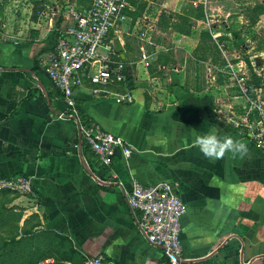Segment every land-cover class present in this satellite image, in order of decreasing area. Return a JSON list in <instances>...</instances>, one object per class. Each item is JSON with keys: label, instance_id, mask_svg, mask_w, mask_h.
<instances>
[{"label": "crops", "instance_id": "1", "mask_svg": "<svg viewBox=\"0 0 264 264\" xmlns=\"http://www.w3.org/2000/svg\"><path fill=\"white\" fill-rule=\"evenodd\" d=\"M81 2L62 0L51 12L41 2L34 10L31 0H20L19 13L0 20V175L24 173L32 180V191L16 201L46 228L68 237L82 256L102 253L119 264H158L162 250L139 231L125 192L134 179L144 185L168 181L187 206L179 234L186 264H264V151L251 139L243 99L229 78L220 80L224 74L217 76L211 53L202 47L203 23L212 18L187 15L188 30L158 32L150 25L144 38L151 48L149 65L141 60L142 45L127 53V79L112 87L130 91L131 103L93 97L81 76L73 91L80 113L132 148L127 158L116 149L112 164L104 166L76 122L58 117L64 99L43 72L66 9ZM138 3L130 0L127 20ZM183 4L165 0L160 6L185 14ZM125 22L110 34L123 47L116 51L122 60L126 48L119 33ZM214 28L208 38L220 33ZM240 30L229 25L222 33L239 40ZM209 132L242 140L247 153L205 157L193 140Z\"/></svg>", "mask_w": 264, "mask_h": 264}, {"label": "built area", "instance_id": "2", "mask_svg": "<svg viewBox=\"0 0 264 264\" xmlns=\"http://www.w3.org/2000/svg\"><path fill=\"white\" fill-rule=\"evenodd\" d=\"M132 9L130 0H86L82 6L66 9V22L53 44L50 60L44 74L62 95L65 108L60 118L73 119L83 140L89 145L99 162L112 164L116 149L125 158L132 148L121 138L96 122L85 123L77 108L74 88L85 75L91 84L90 93L96 98H112L116 103H131L130 91L118 92L112 87L127 79L126 65L110 41V34L128 18ZM151 55L141 52V60L148 66ZM220 71L227 74L237 96L241 97L251 120L245 122L256 147L264 151V74L255 64L247 66L243 60L226 59ZM254 75L259 78L256 82ZM38 78V77H37ZM240 125V123H237ZM14 192L26 195L32 191L28 174L16 173L0 176V193ZM130 210L136 213V224L146 240L162 250L158 264H186L180 244V218L186 213V203L177 194L174 185L159 181L144 185L134 179L125 192ZM83 264H119L105 254L86 255Z\"/></svg>", "mask_w": 264, "mask_h": 264}, {"label": "rangeland", "instance_id": "3", "mask_svg": "<svg viewBox=\"0 0 264 264\" xmlns=\"http://www.w3.org/2000/svg\"><path fill=\"white\" fill-rule=\"evenodd\" d=\"M19 1L0 0V20L10 13L11 15L19 13ZM164 1L139 0L137 10L131 13L130 19L125 20L124 28L119 33L126 48L124 52L126 56L123 59L125 65L129 62L127 53H132L135 49L139 51L141 45V52L143 49L146 52L151 50L147 39H144L152 32L150 25L155 23L154 31L158 32H168L173 30L172 28L188 30L192 19L187 15L205 19L209 14L212 21L209 25L203 23L202 47L211 53L217 76L219 72L224 74V77L219 74L220 80L224 83L229 82L227 74L220 71L226 59L230 62L241 59L247 66L253 63L264 74V0H206V5L196 7L191 0H184L182 12L185 14L173 13L161 7ZM37 2L43 3L45 8L53 12L54 7L62 0H31L30 4L34 5ZM81 4L84 5L85 0H82ZM153 6L157 8L153 9ZM33 9L35 10V5ZM178 16L187 19L180 23ZM51 17L57 19L54 13ZM229 25L240 26L241 39L222 33ZM212 27H216L214 30L220 33L210 35ZM111 36L114 37L115 34L112 33ZM218 47L223 48L224 52L217 51ZM19 195L10 191L0 193V264H83L84 256L77 250L72 252L71 242L67 237L48 230L38 215H28L24 211L25 206L16 201ZM12 238H21V241L10 255L3 254V244Z\"/></svg>", "mask_w": 264, "mask_h": 264}, {"label": "clouds", "instance_id": "4", "mask_svg": "<svg viewBox=\"0 0 264 264\" xmlns=\"http://www.w3.org/2000/svg\"><path fill=\"white\" fill-rule=\"evenodd\" d=\"M193 145L211 160H218L230 153L233 157L244 156L248 147L242 140L231 136H219L214 132L198 134L193 140Z\"/></svg>", "mask_w": 264, "mask_h": 264}, {"label": "trees", "instance_id": "5", "mask_svg": "<svg viewBox=\"0 0 264 264\" xmlns=\"http://www.w3.org/2000/svg\"><path fill=\"white\" fill-rule=\"evenodd\" d=\"M254 78H256V82H259V78H257L255 75H254ZM74 97L75 99L77 98L74 94ZM77 100V99H76ZM77 103V101H76ZM82 114V112H81ZM82 118H83V121L85 123H90V122H95V121H91L89 119H87L84 115H82ZM89 146V145H88ZM13 174H9V175H0V176H5V177H8V176H11ZM48 229V228H47ZM48 230H51V229H48ZM53 231V230H51ZM62 235V234H61ZM64 236V235H63ZM66 237V236H65ZM68 238V237H67ZM68 240L70 241V239L68 238ZM21 241V238L20 239H16V238H12L10 239L7 243L3 244V254H11L12 252H14L13 250L16 249L17 245L19 244V242ZM71 242V241H70ZM71 249H72V252H76V249L75 247L73 246L72 242H71ZM84 259V258H83Z\"/></svg>", "mask_w": 264, "mask_h": 264}, {"label": "water", "instance_id": "6", "mask_svg": "<svg viewBox=\"0 0 264 264\" xmlns=\"http://www.w3.org/2000/svg\"><path fill=\"white\" fill-rule=\"evenodd\" d=\"M114 45H115V50L118 52V53H122L123 52V47L119 41V39H116L115 42H114Z\"/></svg>", "mask_w": 264, "mask_h": 264}]
</instances>
